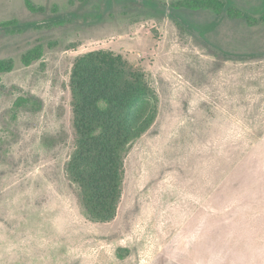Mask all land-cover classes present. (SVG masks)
<instances>
[{"label": "rangeland", "instance_id": "obj_1", "mask_svg": "<svg viewBox=\"0 0 264 264\" xmlns=\"http://www.w3.org/2000/svg\"><path fill=\"white\" fill-rule=\"evenodd\" d=\"M74 1L34 0L80 14L48 28L51 11L0 0V21L31 24L0 31V59L15 60L0 73V264H264V22L208 11L185 22L173 0ZM229 1L264 12V0ZM97 9L101 17L88 16ZM38 43L43 57L25 65ZM96 50L145 71L160 96L155 124L125 158L118 212L106 223L85 217L66 171L71 73ZM21 96L41 106L18 107Z\"/></svg>", "mask_w": 264, "mask_h": 264}, {"label": "trees", "instance_id": "obj_2", "mask_svg": "<svg viewBox=\"0 0 264 264\" xmlns=\"http://www.w3.org/2000/svg\"><path fill=\"white\" fill-rule=\"evenodd\" d=\"M90 0H81L87 3ZM114 0H108L110 5ZM74 4L75 1L71 0ZM145 3L151 4L150 0ZM26 7L35 14L47 15L48 28L76 22L78 12L66 18L60 7L51 9L25 0ZM175 17L185 22L189 12L208 11L217 17L227 16L250 25L264 22V12L254 17L237 8L229 0H173L169 4ZM98 9L88 16L101 17ZM88 16H84L88 18ZM17 18L0 21V31L21 33L30 27ZM214 27V22L209 28ZM55 43L50 42V45ZM44 55L43 43H38L22 56L31 65ZM15 67L13 58L0 59V73ZM70 87L74 113V148L66 165L69 179L78 187V198L85 217L97 223L113 220L123 194L125 158L135 141L155 124L160 96L150 84L145 71L134 66L121 54L96 50L76 58L71 73ZM18 107H40L37 97L21 96ZM128 250L119 248L117 255L125 258Z\"/></svg>", "mask_w": 264, "mask_h": 264}]
</instances>
